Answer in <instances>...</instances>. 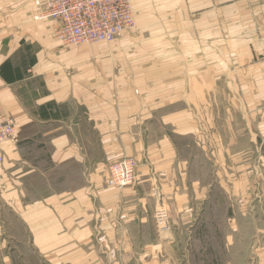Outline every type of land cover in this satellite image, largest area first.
<instances>
[{"label": "crops", "instance_id": "1", "mask_svg": "<svg viewBox=\"0 0 264 264\" xmlns=\"http://www.w3.org/2000/svg\"><path fill=\"white\" fill-rule=\"evenodd\" d=\"M132 1L136 28L63 45L34 0H0V112L18 121L16 141L0 148V207L14 203L34 245L66 264H169L173 248L184 264H231L235 237L189 234L222 230V189L238 193L211 104L235 85L245 101H264V0ZM129 156L133 184L109 186V165ZM159 203L170 229L156 225ZM184 241L222 247L191 261Z\"/></svg>", "mask_w": 264, "mask_h": 264}, {"label": "rangeland", "instance_id": "2", "mask_svg": "<svg viewBox=\"0 0 264 264\" xmlns=\"http://www.w3.org/2000/svg\"><path fill=\"white\" fill-rule=\"evenodd\" d=\"M23 3L28 4L29 1H24ZM136 27L137 23L134 28ZM229 40H231V38H229ZM98 43L100 44V42L91 44ZM241 95L242 93L239 91V86L235 85V87H233V98L227 96L229 100L222 99L217 103L211 104V106L213 105V107L217 109L218 113L213 121L217 127H219L218 135L220 144H225L227 147V149H223V151L228 153L226 155L229 156L230 164H228V166L230 170H234V174H232L231 178L236 179L238 177L237 181L239 184L238 189H236L238 193L229 197L225 189H222L221 200L223 209L219 211L218 208V211L221 213L220 218H222L225 224V229L222 226V230L201 231L197 235L192 233L189 234V241H194V239L199 240V238L217 240L222 236H233L236 238L237 244L233 247L231 252L228 251V253H226V258L231 256L234 260L231 264H264V101L257 99L245 101L243 98H240ZM219 97H225V95L219 94L218 98ZM207 120L209 119L205 118L202 120L201 124L203 127L205 125L204 122H207ZM183 139V145L186 143L189 144V146L193 145V139ZM196 152L202 151L197 150ZM201 160L204 162L205 160L207 161V155L202 154V159L200 158V161ZM221 166L222 168L224 167L223 165ZM228 166L226 167L228 168ZM209 167L212 171H214L213 168L216 169V167L212 165ZM215 173L217 177L218 169L215 170ZM222 176H224L223 169ZM210 178L213 179V173ZM32 182V179L28 181L29 186L28 192L25 194V204H29L34 197ZM225 183L228 182L225 181ZM231 183H233L232 179ZM44 192L42 193L46 194ZM219 192L220 189L217 187L216 193ZM238 196L240 200H237L236 197ZM15 198H18L17 195ZM232 203H234L233 213H235L238 223L235 231L233 228L230 229L227 227L230 225L226 212L231 207L230 205H232ZM159 205H162V203H159L157 206ZM0 210L3 212L1 217L3 222H0V264H66L65 260H60L58 262L56 259L44 255L41 250L34 245L31 230L24 227L20 222L17 213L18 208L14 203L12 206L8 205L4 209L0 207ZM192 244L193 246H190L189 242L187 243L184 241L181 249L178 247V250L182 252L183 258L186 257V260L191 259V261H194V254L197 255V253L200 255L199 257H201V259H203V257L207 258L209 254L212 255L211 249L218 250L222 247L216 245L201 246L196 245L194 242ZM188 251L190 253V258L187 256L184 257ZM235 253L237 254L236 257L234 255ZM177 254V248H173V250L166 253L170 258L169 264H177L176 261H173V258L176 260L178 259L180 264H184L185 260L178 257ZM195 257L197 258L198 256ZM206 258L204 259L208 261ZM105 259L106 264H109L107 261L110 258H104V260ZM220 264L228 263L225 261V263L221 262Z\"/></svg>", "mask_w": 264, "mask_h": 264}, {"label": "built area", "instance_id": "3", "mask_svg": "<svg viewBox=\"0 0 264 264\" xmlns=\"http://www.w3.org/2000/svg\"><path fill=\"white\" fill-rule=\"evenodd\" d=\"M39 7L37 19H52L54 37L63 45L94 42H114L120 35L136 26L132 0H34ZM18 121L0 112V148L16 141ZM4 157L0 152V164ZM137 160L133 156L109 165L106 183L113 187H126L134 182ZM155 222L159 229L172 227L170 212L165 205L157 206Z\"/></svg>", "mask_w": 264, "mask_h": 264}, {"label": "bare ground", "instance_id": "4", "mask_svg": "<svg viewBox=\"0 0 264 264\" xmlns=\"http://www.w3.org/2000/svg\"><path fill=\"white\" fill-rule=\"evenodd\" d=\"M121 36V35H120Z\"/></svg>", "mask_w": 264, "mask_h": 264}]
</instances>
